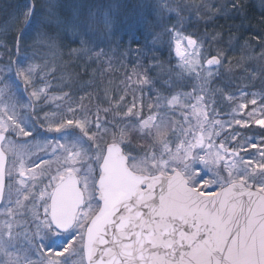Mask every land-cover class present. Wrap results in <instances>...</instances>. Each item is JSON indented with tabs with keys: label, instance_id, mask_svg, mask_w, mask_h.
I'll list each match as a JSON object with an SVG mask.
<instances>
[{
	"label": "snow or ice",
	"instance_id": "1",
	"mask_svg": "<svg viewBox=\"0 0 264 264\" xmlns=\"http://www.w3.org/2000/svg\"><path fill=\"white\" fill-rule=\"evenodd\" d=\"M231 7L238 13L241 5ZM93 8L82 12L61 0H46L43 5L30 0L5 28L9 32L23 25L12 37L11 55L21 50L32 29L49 50L58 48L64 39L79 43V49L69 48V56L99 55L100 46L121 30L139 32L153 47L167 36L178 66L160 64L153 69L168 77L162 84L169 91L162 98L164 106L186 107L196 114V122L189 121L177 134L158 110L150 111L147 117L120 122L111 130V142L104 144L108 124L98 115L89 119L88 113L77 112L71 105L63 118L44 112L41 119L30 100L27 107L35 119H22L17 92L23 89L35 101L43 97L47 102L50 85L43 79L47 69L10 57L7 67L0 69L8 71V80L16 85L13 91L7 81L0 82V216L4 217L0 264H37L33 256L38 251L39 264H72L78 238L81 249L87 248L88 264H264V137L258 146L254 138L240 140L237 130L230 133L227 143L224 139L217 142L219 133L210 131L208 124L220 122L208 120L204 89L191 98L176 91L185 73L199 76L198 68H204L195 63L203 45L185 34L181 9L171 0H112ZM172 14L176 23L170 21ZM214 38L223 41L219 33ZM231 40L229 34L228 43ZM0 48L7 51L2 38ZM261 49L264 57V45ZM137 54L146 52L138 49ZM221 56L218 52L206 59L209 78L221 66ZM65 96L69 93L51 99ZM260 101L261 116L233 117L234 123L264 128V95ZM248 103L257 105V95L251 94L236 112ZM256 111L253 108L252 115ZM125 114L133 115L132 108ZM133 132L150 140V146L137 151ZM13 136L41 138L38 148L45 155L36 160L19 156ZM258 147V152L249 153V148ZM242 152L249 154L242 156ZM9 153L13 158L7 166Z\"/></svg>",
	"mask_w": 264,
	"mask_h": 264
},
{
	"label": "rangeland",
	"instance_id": "2",
	"mask_svg": "<svg viewBox=\"0 0 264 264\" xmlns=\"http://www.w3.org/2000/svg\"><path fill=\"white\" fill-rule=\"evenodd\" d=\"M178 2L179 0H173ZM173 3V2H172ZM28 4L23 0L21 7ZM21 8L18 11L22 10ZM18 25V24H17ZM139 32H130L121 30L116 35L111 36L100 47L102 52L97 55L93 52L91 55H83V67L84 70H89L87 79L82 82L78 89H67L70 83L69 75L66 78H61L63 83H49L45 81V77L55 70L64 68L60 60V57H56V53L49 54L48 51H41L37 49V54L32 57H20L24 59L26 63H38L42 67H46L44 73V82L48 83L50 87L47 89V95L50 99L44 102L43 97L41 101L37 102L30 97L29 92L21 89L17 92V99L19 100L18 112L22 119H28L32 116L35 119L32 109L27 105L32 100L35 105V112L40 114L42 119L44 112L49 114L55 113V118L60 119L65 115H68L67 108L69 105L76 108L77 112L88 113L89 119H94L97 115L102 122H106L109 126V134L103 136L104 144L110 143L112 140L111 130L119 127L122 121H134L138 117H147L150 113H156L159 111L160 115L168 120L176 133H179V129L186 125L189 121L196 122V114L192 113L190 109L186 107L165 108L163 97L169 96V91L165 87H162L163 80L167 79L165 72L153 71L158 65L163 64L165 68H177L178 58L174 52H171L168 47V38L163 36L152 50L149 51V56L133 55L130 53L132 48V39ZM186 34V33H185ZM189 35V34H186ZM193 37V36H192ZM198 40L203 45L199 49V56L195 60L197 65L203 64L204 68H198L199 76L195 72L189 74L185 73L180 78V86L176 91L190 94L191 97H195L200 93V89L203 88L206 93V99H208V106L206 108L207 117L209 121H219V124L209 123L208 127L210 131H216L219 133V137L216 138L217 142L220 139H224L227 143L229 139L225 138V135L230 133L239 132L248 127H240L234 123L233 117L243 118L249 120L250 116L255 119L261 116L260 108L262 107L260 96L264 95V79H260L259 84L257 76L255 77V65L252 63L254 55L246 56L245 61L234 64L230 56L226 54L221 56L222 64L219 68H215L213 76H207V65L205 63L207 58L217 55L212 41ZM191 49L189 52L191 53ZM1 55V54H0ZM231 55V54H230ZM2 56V55H1ZM78 58V55H76ZM131 61V62H129ZM171 61V64L169 63ZM9 60H0V69L7 67ZM130 63V64H129ZM56 68V69H55ZM121 68H123L121 70ZM120 71V72H119ZM264 71V62H263ZM152 72V75L150 76ZM61 74V72H59ZM63 73V69H62ZM120 73V74H119ZM11 74L8 71H0V82L7 81L12 85V90H16V85L12 81L8 80ZM175 73L173 76L175 77ZM147 77V82H142L143 78ZM205 80L208 82L205 83ZM42 86V85H41ZM54 88V89H53ZM58 88V89H56ZM68 92L69 96H65L64 99H51V97H61L64 93ZM22 93V94H21ZM248 93L249 95H244ZM251 94L257 95V105L248 103L247 108L241 109L236 112L238 105L245 103L251 99ZM228 96L234 97L232 100L227 99ZM157 97H161L160 102L157 103ZM195 103V100H191ZM135 104V107L133 105ZM141 105L143 107L141 108ZM151 105V109L149 108ZM129 108H132L133 115H126L125 113ZM256 108V112L252 115V109ZM159 119V117H158ZM231 124V127L228 125ZM252 131H256V134L251 135L249 138H254L257 145H261V138L264 137V128H261L256 123H251L249 126ZM45 136H54L55 133H45ZM172 132H169V136ZM142 135L132 133V143L137 151L146 149L150 146V140L147 139L148 144L143 145L139 140ZM136 138V139H135ZM11 139L18 146V155L24 156L28 160H36L40 156H44L45 153L40 151L38 145L43 142L41 138L33 140V137H17L13 136ZM243 139V135L240 137ZM29 141L28 144H23V141ZM239 141V140H237ZM236 141V142H237ZM139 143V145H137ZM143 145V146H142ZM103 146V145H102ZM259 147L256 149L249 148V153L258 152ZM249 153L242 152V156H247ZM12 153L8 154L9 165L12 161ZM53 169L55 164L53 163ZM39 171V169H37ZM7 178V177H6ZM255 190V189H254ZM27 203V202H26ZM3 205L0 207L2 211ZM31 211V209H29ZM4 219L0 216V221ZM28 223H31V216L27 219ZM76 248V254L72 257V264H86L84 248L81 249V241L78 238L74 244ZM42 251V250H41ZM67 255V254H65ZM40 252L38 251L33 259L39 264ZM63 259V257H60Z\"/></svg>",
	"mask_w": 264,
	"mask_h": 264
},
{
	"label": "trees",
	"instance_id": "3",
	"mask_svg": "<svg viewBox=\"0 0 264 264\" xmlns=\"http://www.w3.org/2000/svg\"><path fill=\"white\" fill-rule=\"evenodd\" d=\"M22 1L0 0V38L7 45V51L4 48H0V54L2 55H0V60H2V63L3 59L9 60L10 57L15 61L20 57L35 56L37 49L45 52L49 50L37 41L36 29H32L27 40L22 41L21 50L15 55H11L13 52L12 37L19 34L23 25L18 24L9 32H5V28L12 21L13 14L18 13L19 8L22 9ZM25 1L27 3L30 2V0ZM110 2L112 0H61L63 4L76 5L82 12H87L89 9L95 10L93 8L94 5ZM124 2H129V0H124ZM130 2L135 3L136 0H130ZM171 2L181 9L182 27L186 34L198 40L208 39L207 41H212L213 43H210L214 45L215 51L217 53L221 52L222 55L230 56L234 64L245 61L246 56L254 55L255 58L252 63L255 65L257 72L255 73V77L257 76L258 78L257 84H259L260 79H264V57L261 56V45H264V0H179L178 2L171 0ZM36 3L43 5L46 0H36ZM233 3L241 5L238 13L236 9L231 7ZM176 19L175 14H172L170 17L171 23H176ZM217 33L223 36L222 42L219 38H214ZM229 34L232 36L230 43H228ZM131 42L133 44L130 49L131 54L138 55L137 50L139 49L142 53L146 52V55H142L143 57H152V55L148 54L149 51L146 50L147 47L152 46L151 41L146 44L144 37L140 33H137ZM79 47V43L73 42L69 38L59 41L58 48L49 50V54L56 53V57L58 56L62 59L60 63H62L64 68L59 70L55 68V72L46 75L45 81L53 84L62 83L61 78H66L69 75L67 79L71 83L70 88L78 89L82 82L87 79L89 70H84L83 55H78V58L76 55L69 56L68 50L69 48L79 49ZM2 80L4 81V79ZM70 88L67 86V89ZM241 132L243 137H250L256 134V131H252L250 127L242 129ZM228 136L225 135V138L229 139L230 137ZM139 140L143 145L148 144L147 139L143 137H140ZM240 140L236 143H239Z\"/></svg>",
	"mask_w": 264,
	"mask_h": 264
},
{
	"label": "water",
	"instance_id": "4",
	"mask_svg": "<svg viewBox=\"0 0 264 264\" xmlns=\"http://www.w3.org/2000/svg\"><path fill=\"white\" fill-rule=\"evenodd\" d=\"M244 199H247V197H245ZM1 206V205H0ZM84 255H85V262L86 264H88V258H87V248L84 247Z\"/></svg>",
	"mask_w": 264,
	"mask_h": 264
}]
</instances>
